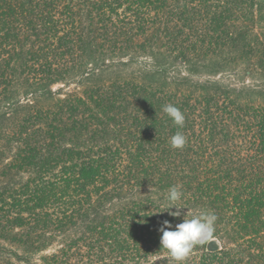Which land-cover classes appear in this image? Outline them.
Listing matches in <instances>:
<instances>
[{
  "label": "trees",
  "instance_id": "obj_1",
  "mask_svg": "<svg viewBox=\"0 0 264 264\" xmlns=\"http://www.w3.org/2000/svg\"><path fill=\"white\" fill-rule=\"evenodd\" d=\"M202 213L182 264H264V1L0 0V264H177Z\"/></svg>",
  "mask_w": 264,
  "mask_h": 264
},
{
  "label": "clouds",
  "instance_id": "obj_2",
  "mask_svg": "<svg viewBox=\"0 0 264 264\" xmlns=\"http://www.w3.org/2000/svg\"><path fill=\"white\" fill-rule=\"evenodd\" d=\"M162 110L174 125L179 128L184 126L185 116L179 108L167 104ZM186 142V137L179 131L172 135L169 141L173 149H183ZM182 196L183 193L178 186L170 187L165 198L169 207L164 211L175 208L176 211L169 212V215L180 217L182 215L180 210L183 208L176 205L181 201ZM217 219L218 217L214 213H202L190 219H183L181 223L176 224L174 227L168 220H164L158 228V231L162 234L160 236V246L170 253L177 264H182L194 247L206 245L213 240Z\"/></svg>",
  "mask_w": 264,
  "mask_h": 264
},
{
  "label": "rangeland",
  "instance_id": "obj_3",
  "mask_svg": "<svg viewBox=\"0 0 264 264\" xmlns=\"http://www.w3.org/2000/svg\"><path fill=\"white\" fill-rule=\"evenodd\" d=\"M261 1H264V0H261Z\"/></svg>",
  "mask_w": 264,
  "mask_h": 264
}]
</instances>
